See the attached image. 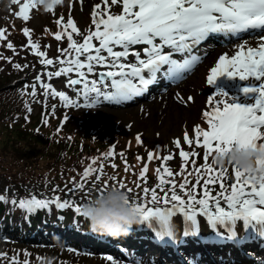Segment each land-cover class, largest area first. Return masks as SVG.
Instances as JSON below:
<instances>
[{
  "label": "snow or ice",
  "instance_id": "6c2138e0",
  "mask_svg": "<svg viewBox=\"0 0 264 264\" xmlns=\"http://www.w3.org/2000/svg\"><path fill=\"white\" fill-rule=\"evenodd\" d=\"M52 3L61 5L63 0H52ZM10 5H17L15 16L27 21L30 10L37 8L38 3L37 0H10ZM54 8L49 6L44 10L52 12ZM116 8L120 10L115 11ZM91 17L94 29L87 30L86 34L78 29L71 15L67 17L66 23H62L63 16L55 20L64 31H57L54 38L61 41L62 36L66 35L69 42L66 49H58L61 56L67 54L65 59H57L61 65L68 66L44 73L51 80L75 71L78 78L70 79L68 84L73 86L72 91L78 97L82 96L83 104L71 99L64 91H57L50 83H44L40 74L30 86V95L35 97L36 86L39 84L43 89L45 102L50 92L52 98L59 97L65 107L92 108L101 99L116 104L131 101L146 93L149 86L158 82V77L172 81L182 79L201 60L198 48L208 39L217 38L224 44H232V54L225 52L218 56L214 66L209 69L206 83L212 85L218 77L225 74L229 78L246 81V86L240 89L242 99L230 96L223 89H217L207 97L208 109L202 112L207 129L196 125L191 136L184 131L182 139L174 138L172 141L179 150L181 173L185 171L189 158L199 154L197 149H203V165L195 167L196 161L192 160L193 171L197 174L196 183L188 188L190 182L185 178L178 185V192L175 181L164 178V174L172 177L173 171L163 167V174L157 169L158 183L151 189L144 187L139 199L131 198L128 203L138 215L139 224L147 225L155 233L156 239L163 243L176 242L173 218L177 215L184 222V236L197 235V218L200 216L206 219L218 240L243 246L249 241L264 239V172L257 177L232 166L229 176V168H214L208 163L213 153L230 151L233 145L250 147L264 153V0H101V3L93 6ZM69 28L71 31H67ZM22 31L28 38L25 47L30 46L32 53L41 58L39 63L53 65L52 59H45L46 52L39 50L38 42L31 39V30L25 27ZM73 33L82 36V42L76 41ZM5 39L4 30L0 29V41ZM253 40L255 43H252ZM93 41L98 42V46ZM7 48L15 52L11 42L7 43ZM175 54H180L182 59L174 58ZM97 66L105 70L95 72ZM13 67L17 70L22 68L18 63L13 64ZM27 67V64L23 65V68ZM89 75H95L97 79L89 80ZM77 85L81 86L79 90L74 87ZM177 99L183 102L179 94ZM187 101L193 102L194 98L188 96ZM25 108L28 112L32 110L27 103ZM135 139L138 145L142 143L139 134ZM184 145L191 150H184ZM159 149L160 146L157 145V153ZM113 156L114 151L110 148L101 159L108 160ZM120 156L127 172L130 166L124 154L121 153ZM147 158L148 161L153 160V151L148 152ZM136 159L139 161L142 158L137 156ZM156 159H160V156L157 155ZM172 159V154L163 156V161ZM95 164L96 159L91 158L80 181L73 179V187L68 189L70 194L83 190L85 182L94 173L95 182L101 180L104 164L94 167ZM256 165L258 171L264 169V159H258ZM110 166L114 169L117 167L115 164ZM147 170L146 164L138 179H143ZM202 172L208 175L203 179L202 193L198 198L196 188L201 183ZM109 180L129 196L133 192L132 188L116 177H109ZM229 180L230 184L227 183ZM166 184H171L167 191L164 188ZM217 184L219 190L213 195L214 188L210 185ZM108 186L109 182L105 181L103 187L96 191L103 192ZM136 187L140 188V184L137 183ZM157 190L163 195H158ZM52 191L55 193L58 188H53ZM5 199L4 195H0V201ZM11 204L18 205L27 214H35L38 210H47L54 205L56 209H70L74 216L84 218L82 204L72 199H62L58 195L51 198L31 195L30 198H21L19 201L12 199ZM238 221L242 222L245 235H238ZM218 228L225 231L221 232ZM68 251L78 253L79 249L69 247ZM24 255L30 254L25 251ZM0 257L7 259L5 253H0ZM37 259L42 261L44 258ZM105 259L110 264H124V261L110 254ZM9 264H20L18 255L11 257ZM23 264H29L28 260ZM129 264L142 262L135 260ZM260 264H264V259L260 260Z\"/></svg>",
  "mask_w": 264,
  "mask_h": 264
},
{
  "label": "rangeland",
  "instance_id": "374dc122",
  "mask_svg": "<svg viewBox=\"0 0 264 264\" xmlns=\"http://www.w3.org/2000/svg\"><path fill=\"white\" fill-rule=\"evenodd\" d=\"M98 3H101V0H83L82 3L81 0H63V3L58 6L59 8H54L50 12L51 15L48 12L45 13V10L37 6V8L30 10V18L27 21L15 16V12L18 11L17 5L7 7L0 5V29L4 30L6 36L5 40L0 41V73L3 76H7V81L3 86L14 87L16 89L14 91L18 92L24 103V110L15 112L16 114L12 117V121L4 118L0 122V132L6 127L13 129L16 126H23L28 131L44 133L53 140H74L87 146L92 145L94 150L90 152V156L96 159V164L103 163L107 164L106 166L116 165L118 162L124 164L120 156L123 153L127 162L131 160L130 163L133 166L137 164L141 167L146 164L147 166H155L156 170L160 169V173H163V167L173 170L172 164L180 158L179 150L172 143L174 138L182 139L184 131H187L191 136L196 125L205 130L207 129L199 121L202 112L208 109L207 97L215 93L217 89H223L230 96L242 99L240 89L243 86L236 84L235 79L225 77L216 80L212 85L206 83V77L210 69L208 65L220 50L209 53L207 59L210 58L203 66L199 65L195 71H191L186 76L184 75L182 79L176 80L174 84L167 85L166 87H169V89L160 92V95H158L159 92H155L144 99L124 101L119 104L101 99L92 108L67 106L71 110L73 109L71 111L61 104L59 97L52 98L50 92L45 102L43 89L39 84L36 86L35 97L30 95L32 91L30 86L35 81V77L40 74L44 83H50L57 91H64L71 99L83 104L82 96L78 97L72 91L73 86L68 84L72 76H78L77 73L74 71L67 76L62 74L60 77H53L49 80L44 73L52 72L54 64L45 66L39 63L41 58L32 53L30 46L25 47L28 38L23 35L22 30L25 27L30 29L31 39L33 42H38L37 36H41L43 39L50 35L54 36L57 31H60V26L55 23L56 19L63 16L64 21L62 23H66L67 17L71 15L78 29L82 32L88 19L92 18L91 11L93 6ZM70 5L71 7H69ZM119 10V8L115 9V11ZM67 31H71V29L69 28ZM73 38L78 42H82L81 36L75 33H73ZM8 42L13 44L15 52L7 48ZM42 42L41 40L38 42L40 51L43 48ZM93 43L98 46V42L93 41ZM209 46L210 42L201 44L198 48V53L206 57L205 54ZM51 49L54 48L50 47L46 51L45 59H52L53 63L59 62L57 57H55L57 51ZM8 58H11V60L9 61ZM203 59L201 60L202 62L204 61ZM15 63L20 64L22 68L20 70L15 69L13 67ZM25 64L28 65L27 68H23ZM98 69L105 70L97 66L94 71ZM87 78L89 80L96 79V76L89 75ZM25 85H29V87H25ZM74 87L79 90L81 86L77 85ZM177 94L183 98V102L177 99ZM188 96H192L194 101L188 102ZM9 97L10 93L4 94L3 99L8 100ZM25 103L32 109L31 112L26 110ZM53 105H55L54 109ZM83 108L87 110L84 111L82 110ZM26 116L27 119H25ZM13 120L16 122H13ZM44 121H47V123ZM137 134L142 138V143L139 145L135 139ZM157 145L160 146L159 153L155 150ZM110 148L113 149L114 156L108 160H102L101 158ZM184 150L190 151L191 149L189 146L184 145ZM149 151H153L154 154L152 161H148L147 158ZM168 154H172L173 159L171 161H163V156ZM157 155L160 156V159H156ZM137 156L142 159L138 161L136 159ZM154 172L145 173L143 178L145 185L152 183L151 177L156 175ZM12 186L0 181L1 191L17 193V189ZM31 186L29 183L24 184V189H29ZM35 195L38 198V194L35 193ZM65 197L69 198L68 196ZM177 218L180 219V222H183L180 215L175 216L173 221L178 220ZM198 218V220L203 219L200 216ZM237 224L243 228L242 222L238 221ZM3 235L10 236V238ZM16 237L18 236H11L8 232L0 231V253H5L7 256V259L0 257V264H9L10 258L17 255L18 260L22 264L25 260H28L29 264H110L105 259L106 254L103 253V249L80 250L77 253L68 251L70 246L55 248L53 247L54 244L51 243H31V240L28 239H20L24 240L21 242ZM259 240L251 241V244L258 246ZM25 251L30 255L25 256ZM124 251L127 254L131 252L127 247ZM109 254L112 255L111 253L107 255ZM151 254L152 252L150 254H141L140 256L133 255V257L145 260ZM153 254H157L156 247H153ZM112 256L124 261V258ZM37 257L44 259L41 261ZM129 262L124 261V264H129Z\"/></svg>",
  "mask_w": 264,
  "mask_h": 264
},
{
  "label": "trees",
  "instance_id": "16d2710c",
  "mask_svg": "<svg viewBox=\"0 0 264 264\" xmlns=\"http://www.w3.org/2000/svg\"><path fill=\"white\" fill-rule=\"evenodd\" d=\"M48 13L50 14V12ZM91 20L92 18L88 19L86 27L83 30L85 34L87 30L94 29ZM60 31H64L62 26H60ZM37 38L38 42L40 40L43 41L42 51L46 52L52 47L54 49L51 50L57 51L55 57L64 59L67 55L61 56L60 52H58V49H66L68 47L66 35L62 36L61 41H57L53 35L44 37V40L41 36H37ZM57 66L60 68L61 64ZM6 81L7 76H3L0 73V122L4 118L12 121V117L16 114L15 112L24 110L23 99L19 96L18 92L14 91L16 89L12 86H3ZM8 93H10V97L8 100H4V94ZM199 121L201 125L207 126L202 115ZM13 122L16 121L13 120ZM93 150L92 145L87 146L82 142L79 143L74 140H53L44 133L31 132L23 126H16L13 129L6 127L1 131L0 181L13 185L12 187L17 189V193L0 190V195L6 197L4 201H0V231L8 232L11 236H18L16 239L18 240L19 238L18 241L21 242L24 240L20 239L31 240V243L60 241L78 247V245H82L86 241V234L88 231H91L85 218L74 216L73 211L70 209H56L54 205L50 206L47 210H38L35 214H27L24 210H20L18 205H12L11 200L16 199L19 201L21 198H30L31 195L37 193L38 198H51L54 195H58L63 199L66 198L65 196H68V199H72L78 204H83L92 195L97 193V189L103 187L105 181H108L109 185H112L114 182L110 181L109 177L113 176L118 181H123L127 187L133 189V192L130 194L131 198L139 199L144 187L151 189L158 183V174L155 166H147V172L153 173L155 171L154 173L156 175L151 177L152 183L145 185L143 179H138L139 173L144 166L142 164V167L138 166V164L133 166L130 163L131 160H129L128 165L130 168L127 172L125 171V164L118 162L115 169L104 164V173L98 183L95 182L96 174L94 173L85 182V188L83 190H78L74 194H70L68 189L73 187V179L76 182L80 181L83 170L90 163V159L92 158L90 152ZM197 151L199 154L196 157L189 158L183 173L180 172L182 162L181 158H179L171 166L174 175L168 177L164 174L165 179L175 181L178 192V185L185 178L190 182L187 185L188 188H191L192 184L196 183L197 174L193 171L192 160L196 161L195 167H201L204 163L202 155L203 149L200 148ZM208 163L210 164V158ZM99 166L100 164L94 165V167ZM207 175L206 172H202L201 174V183L196 188L198 198L202 193L203 179L207 178ZM229 176H231L230 168ZM27 183L32 186L29 189H24V184ZM137 183L140 184V188L136 187ZM227 183L230 184L231 180L227 181ZM170 187L171 184H166L164 186L165 191ZM210 187L214 188L213 195H215V191L219 190L218 184L210 185ZM53 188H58V191L54 193L52 191ZM157 194L163 195L159 190H157ZM184 198L186 199V197ZM25 216L29 218L25 219ZM175 223L178 225L181 224L178 220H175ZM148 233V226L138 223L131 228L129 234L116 238V240L123 241L131 237L133 241L140 242L141 239L147 238ZM3 236L10 238V236ZM20 264H22L21 261Z\"/></svg>",
  "mask_w": 264,
  "mask_h": 264
},
{
  "label": "clouds",
  "instance_id": "9594fccd",
  "mask_svg": "<svg viewBox=\"0 0 264 264\" xmlns=\"http://www.w3.org/2000/svg\"><path fill=\"white\" fill-rule=\"evenodd\" d=\"M10 0H0V5L9 6ZM38 7H56L52 0H37ZM264 159V153L250 147L233 145L230 151L213 153L210 165L214 168H230L259 176L264 169L257 170L256 161ZM129 194L118 185H109L103 192H97L82 204V212L90 230L98 235L113 239L129 234L131 228L139 223L138 215L128 201Z\"/></svg>",
  "mask_w": 264,
  "mask_h": 264
},
{
  "label": "bare ground",
  "instance_id": "6f19581e",
  "mask_svg": "<svg viewBox=\"0 0 264 264\" xmlns=\"http://www.w3.org/2000/svg\"><path fill=\"white\" fill-rule=\"evenodd\" d=\"M236 42H237V41H236ZM236 42H235V43H236ZM252 43H255V41L253 40ZM138 47H142V46H138ZM231 47H232V45H231V46H226V47H214V48H212V50H211L210 52L207 53V55H206V57H205V60H204L203 62L197 64V66H194V68H193L192 70L195 71V69H196L199 65L203 66V64H205L206 61L210 58V57H209V58L207 59L209 53H212V52H214V51H216V50H220V52H219L218 54L215 55V57L212 59V62L208 65V67L211 68L212 66H214V63H215L216 59L218 58V56H219L220 54H223V53H225V52H228L229 54H232ZM225 77H228V76L225 74V75H223V76H221V77H218L217 80H220V79L225 78ZM228 78H229V77H228ZM231 79H235L236 84L241 85V86H243V87L246 86V84H247L246 81H241V80H239V78H231ZM150 91H151V88H150V90H148L146 93H144L142 96H140V97H135V98H133V100H134V99H137V98H138V99L146 98V97L150 94Z\"/></svg>",
  "mask_w": 264,
  "mask_h": 264
}]
</instances>
